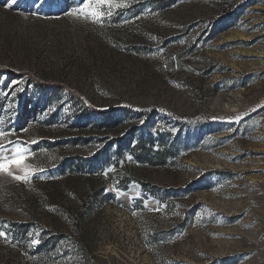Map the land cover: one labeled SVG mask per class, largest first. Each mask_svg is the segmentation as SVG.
Listing matches in <instances>:
<instances>
[{
    "label": "rangeland",
    "instance_id": "1",
    "mask_svg": "<svg viewBox=\"0 0 264 264\" xmlns=\"http://www.w3.org/2000/svg\"><path fill=\"white\" fill-rule=\"evenodd\" d=\"M125 2L0 0V264H264V0Z\"/></svg>",
    "mask_w": 264,
    "mask_h": 264
},
{
    "label": "snow or ice",
    "instance_id": "2",
    "mask_svg": "<svg viewBox=\"0 0 264 264\" xmlns=\"http://www.w3.org/2000/svg\"><path fill=\"white\" fill-rule=\"evenodd\" d=\"M14 2L15 0H12V3ZM125 6H127L125 0H81V3L69 14L78 19L91 20L94 23L102 24L105 18H110L113 15L114 10ZM236 122H239V118ZM2 123L3 121H0V124ZM26 130L23 129L22 131ZM14 134V131H5L0 128V175L28 184L34 176L45 171L44 169L34 168L28 162L35 156V152L30 145L38 143V141L21 142L19 139L15 141L8 139L9 136ZM5 141L7 142L5 143ZM109 171L114 172L115 167L110 168ZM108 174V172L104 173L105 176ZM38 178L41 180L46 179L44 175H38ZM0 238H4L5 242H8L6 231L0 230ZM39 243V239H33L30 246Z\"/></svg>",
    "mask_w": 264,
    "mask_h": 264
},
{
    "label": "trees",
    "instance_id": "3",
    "mask_svg": "<svg viewBox=\"0 0 264 264\" xmlns=\"http://www.w3.org/2000/svg\"><path fill=\"white\" fill-rule=\"evenodd\" d=\"M27 75V74H26ZM28 76V75H27ZM28 77H30V79H32V77L31 76H28ZM32 80H34L33 82H35V83H37V85H42L39 81H36L35 79H32ZM59 87V86H58Z\"/></svg>",
    "mask_w": 264,
    "mask_h": 264
}]
</instances>
